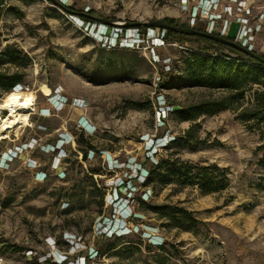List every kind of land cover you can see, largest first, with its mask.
I'll use <instances>...</instances> for the list:
<instances>
[{"label":"rangeland","instance_id":"374dc122","mask_svg":"<svg viewBox=\"0 0 264 264\" xmlns=\"http://www.w3.org/2000/svg\"><path fill=\"white\" fill-rule=\"evenodd\" d=\"M62 1L74 12L50 0L0 7V71L35 100L0 133V264H264L262 123L231 106L182 119L177 110L231 93L195 83L190 50L146 25L173 17L261 54L264 0ZM14 85H0V100ZM256 88L264 83L249 85L243 106ZM166 157L216 164L212 180L225 173L226 186L144 184Z\"/></svg>","mask_w":264,"mask_h":264},{"label":"trees","instance_id":"16d2710c","mask_svg":"<svg viewBox=\"0 0 264 264\" xmlns=\"http://www.w3.org/2000/svg\"><path fill=\"white\" fill-rule=\"evenodd\" d=\"M1 6L2 0H0ZM81 17L92 21V19L86 18L83 14ZM162 21L180 26H190L187 23H176L173 17H165ZM194 28L206 30L196 25ZM161 30V40L163 42H176L190 50V54L184 59L185 70L190 79H194L195 83L199 85L221 88L231 93L228 97L224 96L219 99L202 101L187 108L179 109L177 111L181 118L195 119L201 113H211L231 106V108L239 109L238 116L243 121L253 119L262 123L261 146L264 149V91L256 88L253 92V102L250 105L243 106L244 92L249 85H261L264 83V64L231 45L205 36L180 33L171 29L161 28ZM222 36L234 40L233 35ZM223 49L234 53L235 56L225 53ZM252 50L256 53L254 49ZM260 55L264 57V53ZM16 81H18L17 78L0 71V85L5 89H9ZM163 81H159L158 85H165ZM189 131L187 130L184 135L178 136L177 139H188ZM78 141L80 140L78 139ZM214 169L221 168L216 164L210 166L198 165L180 160L177 157L161 158L158 161H153L147 169L144 184L153 181L160 183L172 181L184 184L197 183L203 192H211L226 186L225 173L222 174L223 177L220 180L216 182L212 180L214 177L212 171ZM170 207L174 213L183 217L188 225L193 226L200 222L190 210L176 205H171Z\"/></svg>","mask_w":264,"mask_h":264},{"label":"bare ground","instance_id":"6f19581e","mask_svg":"<svg viewBox=\"0 0 264 264\" xmlns=\"http://www.w3.org/2000/svg\"><path fill=\"white\" fill-rule=\"evenodd\" d=\"M34 103L35 100L28 90L12 89L8 91L3 99L0 100V114L2 111L7 113L5 118H1L0 115V133L7 132L9 128L18 122L21 115H27L29 111L33 110ZM28 123L29 120L27 118L26 124Z\"/></svg>","mask_w":264,"mask_h":264},{"label":"water","instance_id":"95a60500","mask_svg":"<svg viewBox=\"0 0 264 264\" xmlns=\"http://www.w3.org/2000/svg\"><path fill=\"white\" fill-rule=\"evenodd\" d=\"M50 1L52 3L58 5V6L62 7L65 11H67L69 13H73L74 12L73 10H71L70 8L65 6L63 4L62 0H50ZM92 17L94 19H96V20H101V21L107 22V20L104 19V18H100V17H96V16H92ZM114 24L131 25V24H134V23H114ZM146 25L152 26V27H160V28H163V29H171V30H174V31H177V32H180V33H185V34H197V35H200V36H205V37H208L210 39L216 40L218 42L231 45V46H233V47H235V48H237V49L249 54L253 58H256L257 60H259L260 62H262L264 64V57L262 55L255 53L252 49L248 48L247 46H244L241 43L235 42L234 40H230V39L222 36V34H216L214 32H211V31L207 30V29L206 30H199V29H196V28H194L192 26H180V25H175V24H169V23H166V22H163V21H150V22H147Z\"/></svg>","mask_w":264,"mask_h":264},{"label":"built area","instance_id":"2783aa9c","mask_svg":"<svg viewBox=\"0 0 264 264\" xmlns=\"http://www.w3.org/2000/svg\"><path fill=\"white\" fill-rule=\"evenodd\" d=\"M239 8H242V7H244V6H242V5H237ZM247 28H249L250 29V32H251V30H252V28L250 27V26H248L247 24H246V22L243 24V27L241 28V29H243V30H247ZM207 30H209V31H211L212 32V30H213V28L211 27V28H209V29H207ZM225 31V30H224ZM222 34H223V32H221ZM245 33H247V31L245 32ZM250 35V34H249ZM117 37L118 36H116L115 38H114V43H117L116 41H117ZM123 41H127V40H125L124 38H120L119 39V43L120 42H123ZM246 42H248V40L247 39H245V41L244 42H242V44L244 45V46H247L248 48H250V49H252V45H251V43L249 42L248 44H246ZM132 45H134V42L132 43ZM18 86H20V84H15L13 87H12V89H22L23 87H18ZM55 94H56V92H55ZM57 96H59V98H57V99H54L53 100V102H51V105H53V107H55V108H57V107H59V108H61V106L64 104V103H66L67 102V100H68V98H66V96L65 95H63V94H60L58 91H57ZM167 106H163V104L162 105H159V108H158V116L160 117V112L161 113H163V111H166L167 110V108H166ZM42 110H45V108L43 109V108H41V111ZM170 110V109H169ZM0 263H1V259H0Z\"/></svg>","mask_w":264,"mask_h":264},{"label":"clouds","instance_id":"9594fccd","mask_svg":"<svg viewBox=\"0 0 264 264\" xmlns=\"http://www.w3.org/2000/svg\"><path fill=\"white\" fill-rule=\"evenodd\" d=\"M87 123L85 122L84 124H82V126L84 127V125H86Z\"/></svg>","mask_w":264,"mask_h":264}]
</instances>
